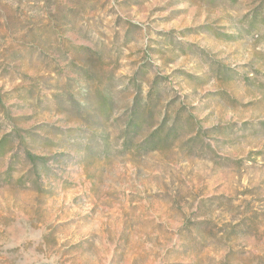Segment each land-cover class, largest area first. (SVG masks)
Here are the masks:
<instances>
[{
	"label": "rangeland",
	"instance_id": "1",
	"mask_svg": "<svg viewBox=\"0 0 264 264\" xmlns=\"http://www.w3.org/2000/svg\"><path fill=\"white\" fill-rule=\"evenodd\" d=\"M0 264H264V0H0Z\"/></svg>",
	"mask_w": 264,
	"mask_h": 264
},
{
	"label": "trees",
	"instance_id": "2",
	"mask_svg": "<svg viewBox=\"0 0 264 264\" xmlns=\"http://www.w3.org/2000/svg\"><path fill=\"white\" fill-rule=\"evenodd\" d=\"M138 112H139V111H136V113H138ZM136 113H135V114H136ZM133 121H134V120L131 119V120L128 122V124H127V127H128V128H130V129H131V127H132V129H133V128H134V129L137 128V124H134V125H133V123H134ZM128 134H129V133L127 132V133H126V142L128 141V138H127V137L129 136ZM152 137H153V138H152V140H151V142H150V146L152 147V149H155V148H156V140H155V138H154V137H155V134H154ZM168 137H170V135H169ZM151 147H150V148H151Z\"/></svg>",
	"mask_w": 264,
	"mask_h": 264
}]
</instances>
